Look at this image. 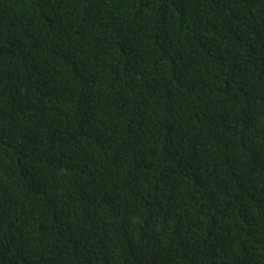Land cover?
Here are the masks:
<instances>
[{
  "label": "trees",
  "instance_id": "1",
  "mask_svg": "<svg viewBox=\"0 0 264 264\" xmlns=\"http://www.w3.org/2000/svg\"><path fill=\"white\" fill-rule=\"evenodd\" d=\"M0 264H264V0H0Z\"/></svg>",
  "mask_w": 264,
  "mask_h": 264
}]
</instances>
